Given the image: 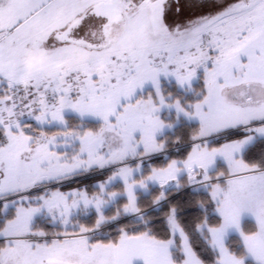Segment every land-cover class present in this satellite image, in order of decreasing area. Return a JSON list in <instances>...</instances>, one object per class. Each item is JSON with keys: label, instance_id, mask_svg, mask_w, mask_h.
<instances>
[{"label": "snow or ice", "instance_id": "1", "mask_svg": "<svg viewBox=\"0 0 264 264\" xmlns=\"http://www.w3.org/2000/svg\"><path fill=\"white\" fill-rule=\"evenodd\" d=\"M262 142L264 0H0V264H264Z\"/></svg>", "mask_w": 264, "mask_h": 264}, {"label": "trees", "instance_id": "2", "mask_svg": "<svg viewBox=\"0 0 264 264\" xmlns=\"http://www.w3.org/2000/svg\"><path fill=\"white\" fill-rule=\"evenodd\" d=\"M195 126L196 125H190V124L183 123L180 127L177 128L176 134L182 133L186 136L187 135V129L189 127H195ZM262 150H264V142L257 144L254 149H252L251 151H249L246 154L245 158L250 160V161L259 159ZM103 178H104V175L102 173H92L88 176H84V177L78 178L76 180L66 182L65 184H63L61 190L67 191L72 187H79L82 185H87L93 181L102 180ZM190 191H191L190 189H184L182 192H177L173 196L170 197V200L172 202L180 201L181 203H185L188 200ZM198 211L199 210L197 208H194V207L193 208H185L182 212L179 213V215H181L182 217L185 218V222L191 221L192 224H194L193 217L198 213Z\"/></svg>", "mask_w": 264, "mask_h": 264}, {"label": "rangeland", "instance_id": "3", "mask_svg": "<svg viewBox=\"0 0 264 264\" xmlns=\"http://www.w3.org/2000/svg\"><path fill=\"white\" fill-rule=\"evenodd\" d=\"M164 118H165L166 120H168V121H172V122H173V128H172V129H166V130H165V134H166V135H176L177 128L180 127L183 123L190 124V125H196L195 122H189V121H187V120H185V119H183V118H181L178 122H175L174 115H168L167 113L164 114ZM90 174H92V173H87V174H85V175H83V176L75 177V178H73L72 180H76V179H78V178H81V177H84V176H88V175H90ZM103 179H104V178H103ZM72 180H70V181H72ZM97 181H98V180L93 181V182H91L90 184H87V185L79 186V188H88V189H91L92 185L95 184ZM66 182H69V181H66ZM66 182H64V184H65ZM73 188H78V187H72V188H70L69 190H71V189H73ZM186 189H187V188H186ZM69 190H67V191H69ZM94 215H95V214H94V212H93V213L89 214L87 217H83L82 219H85V220H87L88 222H91L92 219L94 218ZM40 222L43 224L44 227H49V228L51 227V225L47 224V223H46L45 221H43V220H41Z\"/></svg>", "mask_w": 264, "mask_h": 264}]
</instances>
